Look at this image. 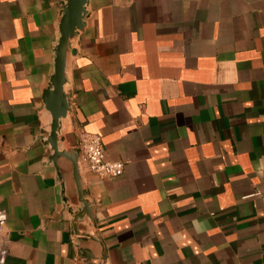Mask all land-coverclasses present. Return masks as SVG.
Returning <instances> with one entry per match:
<instances>
[{
  "label": "crops",
  "instance_id": "0c3cea01",
  "mask_svg": "<svg viewBox=\"0 0 264 264\" xmlns=\"http://www.w3.org/2000/svg\"><path fill=\"white\" fill-rule=\"evenodd\" d=\"M63 0H0V264H264V0H89L65 64L59 179L43 138ZM91 234V236H89Z\"/></svg>",
  "mask_w": 264,
  "mask_h": 264
},
{
  "label": "water",
  "instance_id": "95a60500",
  "mask_svg": "<svg viewBox=\"0 0 264 264\" xmlns=\"http://www.w3.org/2000/svg\"><path fill=\"white\" fill-rule=\"evenodd\" d=\"M89 0H63L60 4L58 39L53 49L52 72L49 76L48 84L42 92V101L45 108L51 114L50 130L43 138V141L49 145L51 154L48 160L51 161L60 180V166L62 159L69 162L71 172L77 192V200L81 207L73 212V224L82 216L90 217L89 202L85 198L86 191L81 187L79 177V148H58V132L61 125V119L65 117L68 110V102L64 92L65 83V64L68 51L75 36L84 29L85 16L87 14V4ZM91 236V234L89 235ZM104 253L101 254L99 264H103Z\"/></svg>",
  "mask_w": 264,
  "mask_h": 264
},
{
  "label": "built area",
  "instance_id": "2783aa9c",
  "mask_svg": "<svg viewBox=\"0 0 264 264\" xmlns=\"http://www.w3.org/2000/svg\"><path fill=\"white\" fill-rule=\"evenodd\" d=\"M78 148L87 168L100 177H114L122 173L124 164L120 160H108L101 137L96 133L83 132L79 136ZM6 212L0 209V263L5 261L8 253V239L4 232Z\"/></svg>",
  "mask_w": 264,
  "mask_h": 264
}]
</instances>
